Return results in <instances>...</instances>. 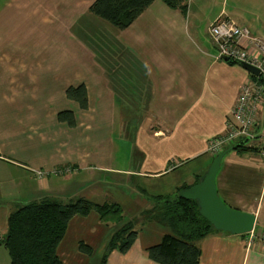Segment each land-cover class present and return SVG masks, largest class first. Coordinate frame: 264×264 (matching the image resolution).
<instances>
[{
    "label": "crops",
    "instance_id": "crops-1",
    "mask_svg": "<svg viewBox=\"0 0 264 264\" xmlns=\"http://www.w3.org/2000/svg\"><path fill=\"white\" fill-rule=\"evenodd\" d=\"M94 1L0 0V197L16 200L18 191L34 190L49 197L44 191L57 190L59 177L100 173L102 182L92 184L83 196L99 204L118 203L124 222L132 221L139 232L127 252L112 250L106 264H159L146 248L172 231L146 212L155 196H173L179 188L198 183L216 157L208 150L209 142L226 133L240 88L252 78L236 62L215 58L209 27L226 14L264 36V0H220L207 14L204 7L211 0H188L186 13L155 0L128 28L117 29L118 44L103 50L104 59L79 35L103 26V19L90 11ZM119 47L122 53L116 51ZM81 84L88 90V109L66 96L68 87ZM119 95L132 96L134 102ZM116 103L123 112L138 113V168L112 164V141L102 129L111 127ZM63 110L74 112L75 127L58 119ZM255 132H264V104ZM260 144L258 138L242 149H227L217 175L220 196L230 207L253 213L255 229L241 235L215 231L202 238L197 242L200 264H264ZM188 163L193 168L174 181L172 192L160 183L161 192L148 194L151 180L166 177L171 166L176 170ZM63 168L70 172H58ZM31 197L24 201L42 199ZM122 224L104 222L96 211L76 215L58 246L62 264H94ZM82 241L93 247V254L80 250ZM3 246L0 264H11Z\"/></svg>",
    "mask_w": 264,
    "mask_h": 264
},
{
    "label": "trees",
    "instance_id": "trees-1",
    "mask_svg": "<svg viewBox=\"0 0 264 264\" xmlns=\"http://www.w3.org/2000/svg\"><path fill=\"white\" fill-rule=\"evenodd\" d=\"M155 0H95L90 11L117 28H128ZM170 7L186 13L187 0H163ZM256 78V77H255ZM70 100L79 103L82 109L89 108L88 90L85 84L70 86L66 90ZM61 122L71 127L77 124L72 110L58 114ZM245 143L228 149H242ZM199 182V181H198ZM191 187V186H189ZM179 188L173 196L157 195L156 204L147 215L168 226L162 241L146 248L148 257L159 264H200L202 255L197 242L207 235L219 231L204 218L197 202L179 196L185 188ZM92 211L100 214L107 223H123L108 239L100 264H106L109 253L114 249L127 252L138 238L133 222H124V210L118 203L103 204L80 196L68 203L45 197L28 202L12 212L8 218V230L2 243L8 250L11 264H62L58 246L62 241L69 222L76 215L87 216ZM80 250L88 255L94 253L91 245L80 242Z\"/></svg>",
    "mask_w": 264,
    "mask_h": 264
},
{
    "label": "rangeland",
    "instance_id": "rangeland-1",
    "mask_svg": "<svg viewBox=\"0 0 264 264\" xmlns=\"http://www.w3.org/2000/svg\"><path fill=\"white\" fill-rule=\"evenodd\" d=\"M217 1L219 2L220 0L209 1L208 2L209 5L207 6V8L204 7L205 13L204 12L203 13L204 14L211 13L213 10L214 4ZM229 2H230V4H232V1H229ZM99 21H101L100 24L103 25V26H101L100 29L97 25L91 26L87 29V30H89L88 31L89 33L88 32L84 33L83 31H81L79 33V35L82 37L84 44H88V43L90 44L91 43L92 45H94L96 47V50L98 51V53L101 54L99 56V58L104 59L105 56H104L103 50L107 51V49L109 47H113V45L118 44L117 38H116L118 28L116 26L112 25L111 23L107 22V21L100 20V19H99ZM67 39H68V37L66 38V40H65V38H64V40H62V41H64V44H66V42L68 41ZM62 41H60V42H62ZM103 41L106 42V46L103 43ZM110 42H111V44H110ZM122 42H123V40L120 37V43L122 44ZM112 51L113 52L117 51V52L122 53V49H120V47L116 51H114V49H112ZM120 53H117V55H119ZM48 54H49V52L46 48V55H48ZM118 67H119V65H117V68ZM127 83L130 84L132 87L134 86L133 80H129V81H127ZM118 97L124 98L125 100H128L131 103L134 102L133 101L134 97H132V96L131 97H128V96L123 97V95L122 96L119 95ZM116 101L118 102L117 99H116ZM116 104H117L116 105L117 111L112 113L113 122H112L111 127L109 126V129H107L108 127L102 129L105 133L108 132L110 134V139L112 141V143H111V147H112L111 156L115 158V160L112 162V164L114 167H123L126 169L138 168V162L140 160V156L137 155L136 152H134V139L136 136V132L138 130V127H137L138 113H136L134 111L123 112L122 107L118 106L119 105L118 103H116ZM132 108H134V107L132 106ZM108 133H106V135ZM173 163H174L173 165L176 166V164L178 162L173 161ZM179 164H178V166H180V167L176 170H173L174 168H172V166H171L170 170L167 171L169 174L166 177H164L160 180H151L152 181L151 183H153L154 186L152 188L151 187L148 188L149 189L148 194L151 195V193H153V195H155V194H158L159 192H161L160 183H165L167 185L166 191L172 192V189L170 188V186L174 183V181L177 180L178 177L183 175V174H189L190 170L193 168V167L190 169L188 168V166L191 165L192 163H188L186 165H179ZM58 172H60V173L70 172V168L59 169ZM77 175L78 174L71 175L70 177H72L73 179L72 178L70 179V177L68 179H66V177H59V179L57 180V178H55L58 181V183L54 184V189H57V190L50 191L51 193H47L48 191L47 192L44 191L45 194H47L46 196H49V198L54 199V200H59V201H63L65 203H68L70 200H73V199H76L80 196H83V192H85L89 187H91L92 184H96L100 181L102 182V176L100 175V173H98L97 176L95 174V177H92V178L85 175V173L79 174L78 176ZM105 179H106V177H105ZM149 184L150 183L146 182V185L148 187H149ZM162 186L166 187L164 185H162ZM18 192L21 194V195L17 196V197H20V199L16 198V200H14V199L10 200L8 197H6V198L2 197V196L0 197V232H1L0 233V244H3L2 239L4 238L3 237L4 234L2 233L4 230L3 224H4V222H6L5 223L6 228L4 227L5 232H6L7 228H8V217L10 216V214L12 212H14L15 210H17L22 205L28 203V201H24V200H26L29 195L32 196L31 198H40L42 196V195H39L40 194V193H38L39 191H36V190L26 191V192L25 191H18ZM53 192H55V193H53ZM169 194H171V193H169ZM41 198L43 199L45 197H41ZM155 204L156 203L153 202V206ZM3 248H5V247L3 246ZM104 251H99L97 253V256H95L94 261H93L94 264H98V262L101 260V258L103 256ZM1 258H2V256L0 255V261H1ZM3 261H4V259H3Z\"/></svg>",
    "mask_w": 264,
    "mask_h": 264
},
{
    "label": "built area",
    "instance_id": "built-area-1",
    "mask_svg": "<svg viewBox=\"0 0 264 264\" xmlns=\"http://www.w3.org/2000/svg\"><path fill=\"white\" fill-rule=\"evenodd\" d=\"M209 36L217 60L241 61L256 67L260 73L251 74L252 78L241 86L227 121L226 133L212 139L208 150L217 156L231 146L260 138V158L264 167V132L260 136L255 132L264 104V36L253 34L248 27L226 14H221L211 23Z\"/></svg>",
    "mask_w": 264,
    "mask_h": 264
},
{
    "label": "water",
    "instance_id": "water-1",
    "mask_svg": "<svg viewBox=\"0 0 264 264\" xmlns=\"http://www.w3.org/2000/svg\"><path fill=\"white\" fill-rule=\"evenodd\" d=\"M236 63L253 75L260 73L259 69L252 65L241 61ZM226 153V150L219 153L201 176L199 182L181 190L179 196L196 201L200 214L216 230L227 231L235 235L251 233L255 229L256 216L253 213L230 207L220 196L217 188V175Z\"/></svg>",
    "mask_w": 264,
    "mask_h": 264
}]
</instances>
